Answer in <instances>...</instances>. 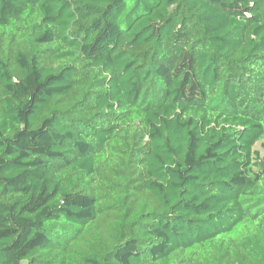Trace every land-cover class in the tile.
Segmentation results:
<instances>
[{
  "label": "trees",
  "instance_id": "1",
  "mask_svg": "<svg viewBox=\"0 0 264 264\" xmlns=\"http://www.w3.org/2000/svg\"><path fill=\"white\" fill-rule=\"evenodd\" d=\"M0 264H264V0H0Z\"/></svg>",
  "mask_w": 264,
  "mask_h": 264
}]
</instances>
